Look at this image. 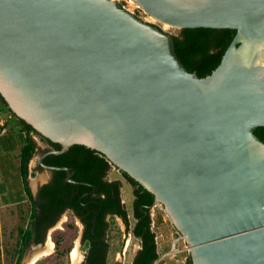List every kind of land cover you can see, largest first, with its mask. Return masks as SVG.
<instances>
[{
	"label": "water",
	"instance_id": "1",
	"mask_svg": "<svg viewBox=\"0 0 264 264\" xmlns=\"http://www.w3.org/2000/svg\"><path fill=\"white\" fill-rule=\"evenodd\" d=\"M134 2L167 27L237 33L200 78L115 0H0V95L61 145L46 170L74 183L44 159L84 145L151 192L192 264H264V0Z\"/></svg>",
	"mask_w": 264,
	"mask_h": 264
},
{
	"label": "trees",
	"instance_id": "2",
	"mask_svg": "<svg viewBox=\"0 0 264 264\" xmlns=\"http://www.w3.org/2000/svg\"><path fill=\"white\" fill-rule=\"evenodd\" d=\"M236 33L237 31L233 29H182L178 35H173V39L176 53L186 69L200 78H205L220 65ZM0 111L11 115L18 122L19 129L15 127L8 135H3L0 138V145L2 149L5 148L6 151L11 152H14L18 145L21 146L19 171L25 193L32 204L33 222L30 228L19 229L21 241L18 243L15 264H21L30 240L35 237L38 210L54 216L66 209L73 210L87 225L85 238L92 241L89 264H106L109 244L102 238L109 227L106 221L107 215L122 218L128 228H131L129 213L122 200V183L119 180L109 179V172L113 167L111 162L102 153L78 144L62 155H49L44 160V164L50 167L69 168L74 183L67 181L66 171H53L54 180L41 190L44 203L38 206L28 185L29 163L37 151L32 134L38 135L55 151L61 150L62 147L58 143H52L35 131L31 125L18 118L1 95ZM254 132L264 142V127H259ZM122 174L134 187L132 214L135 223L132 233L141 244V249L132 264H155L160 258L157 236L152 230L151 218L155 196L128 174L124 172ZM189 264H192L191 257Z\"/></svg>",
	"mask_w": 264,
	"mask_h": 264
},
{
	"label": "rangeland",
	"instance_id": "3",
	"mask_svg": "<svg viewBox=\"0 0 264 264\" xmlns=\"http://www.w3.org/2000/svg\"><path fill=\"white\" fill-rule=\"evenodd\" d=\"M128 12L144 22L160 27L169 35H178L179 29L167 27L151 19L134 0H115ZM18 122L7 113L0 111V138L16 129ZM32 138L37 144L38 151L29 163L28 185L34 198L39 188L49 182L51 172L41 168L40 157L46 149V144L36 135ZM21 146L18 145L14 152L2 149L0 145V264H15L18 256L21 236L19 229L31 227L32 204L25 193L24 185L19 171V154ZM110 180H119L122 183V200L129 213L131 228L119 217H111L109 231V256L107 264H132L136 252L141 248L140 240L132 233L135 220L133 218L134 187L124 178L122 172L112 167L109 172ZM37 192V193H36ZM152 230L157 236L159 260L155 264H189L190 247L185 238L178 233L171 223L165 208L162 205L151 209ZM83 225L78 217L72 213H63L56 225L50 229L41 244L30 242L26 248L21 264H75L74 252L80 256V263L84 258L81 247ZM176 249L173 251L174 243ZM58 243L57 254L48 252L50 243ZM42 252L47 255L35 258ZM42 253V255L44 254ZM38 256V255H37ZM41 256V255H39ZM79 263V264H80Z\"/></svg>",
	"mask_w": 264,
	"mask_h": 264
},
{
	"label": "flooded vegetation",
	"instance_id": "4",
	"mask_svg": "<svg viewBox=\"0 0 264 264\" xmlns=\"http://www.w3.org/2000/svg\"><path fill=\"white\" fill-rule=\"evenodd\" d=\"M36 135V134H34ZM38 136V135H36ZM39 137V136H38ZM40 138V137H39ZM41 139V138H40ZM35 142V141H34ZM44 142V141H43ZM46 144V149L44 150L43 154L41 155V157H43L45 154L49 153L50 151H55L54 148L44 142ZM36 147H37V144H36ZM37 151H38V147H37ZM36 151V152H37ZM40 157V158H41ZM48 157V156H47ZM46 157V158H47ZM45 158V159H46ZM44 159V160H45ZM39 164H40V161H39ZM46 165V164H45ZM41 168L45 169L41 164L39 165ZM51 172V177L49 179V182L45 183L44 185H42L39 190H38V193H37V196L35 197V200L36 202L38 203V206H41L43 203H44V199L41 197V190L43 189V187L47 184H50L53 180H54V172L53 171H49ZM72 174V173H71ZM70 183V182H69ZM65 212H69V213H72L74 216L78 217L79 220L81 221L82 225H83V231H82V236H81V247H83V252H84V258L82 260V262L80 264H89V258L90 256L92 255V249H91V244H92V241L88 238H85V235H86V231H87V225H85L83 223V220L77 216L75 214V212L71 209H66L64 212L60 213V214H57V215H47L46 213H44L43 211L41 210H38L37 212V224H36V230H35V237H33V239L30 240V242H32L33 244H41V242H43V240L45 239V237L47 236V233L50 229H52L57 221L59 220L60 216L65 213ZM113 217L112 215L108 214L107 217H106V221L109 223V227L108 229L105 231V235L103 236L102 240H104L105 242H108V237H109V231H110V221H109V218ZM122 219V218H121ZM94 232V231H93ZM135 237V236H134ZM94 241L96 242V239H94ZM29 242V244H30ZM52 243V242H51ZM53 244V243H52ZM54 245V244H53ZM57 247H58V243L56 242L55 243V246L54 248L56 249V254H57ZM53 248V250H54ZM102 248V247H101ZM141 249V248H140ZM53 252V251H52ZM51 252V253H52ZM109 252L110 250H108L107 252V262H108V256H109ZM44 253V252H42ZM39 256L38 259L40 257H43L45 256L46 253H44L43 255ZM47 255V254H46ZM37 256V255H36ZM191 257V256H190ZM107 264V263H106Z\"/></svg>",
	"mask_w": 264,
	"mask_h": 264
},
{
	"label": "bare ground",
	"instance_id": "5",
	"mask_svg": "<svg viewBox=\"0 0 264 264\" xmlns=\"http://www.w3.org/2000/svg\"><path fill=\"white\" fill-rule=\"evenodd\" d=\"M151 18V17H150ZM151 19H153V18H151ZM154 20V19H153ZM155 21V20H154ZM53 248H54V245L51 243V247H50V249H48V252H52L53 251ZM47 254V253H46ZM45 254V255H46ZM74 257L75 258H77V257H79L80 258V256L76 253V251H75V253H74Z\"/></svg>",
	"mask_w": 264,
	"mask_h": 264
},
{
	"label": "crops",
	"instance_id": "6",
	"mask_svg": "<svg viewBox=\"0 0 264 264\" xmlns=\"http://www.w3.org/2000/svg\"><path fill=\"white\" fill-rule=\"evenodd\" d=\"M50 247H51V243H50V245H49V249H50ZM75 253V252H74ZM38 256H35V258L36 257H39V254H37ZM74 255V254H73ZM74 261H75V264H79L80 263V259H79V257H77V258H75L74 257Z\"/></svg>",
	"mask_w": 264,
	"mask_h": 264
},
{
	"label": "built area",
	"instance_id": "7",
	"mask_svg": "<svg viewBox=\"0 0 264 264\" xmlns=\"http://www.w3.org/2000/svg\"><path fill=\"white\" fill-rule=\"evenodd\" d=\"M183 238H185L184 236H183ZM178 241H176L175 243H174V246H173V251H175V249H176V243H177Z\"/></svg>",
	"mask_w": 264,
	"mask_h": 264
}]
</instances>
